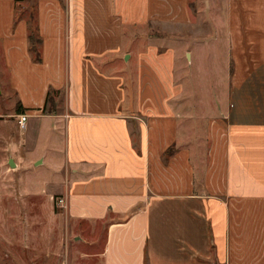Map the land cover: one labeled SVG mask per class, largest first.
I'll list each match as a JSON object with an SVG mask.
<instances>
[{
  "label": "crops",
  "instance_id": "obj_1",
  "mask_svg": "<svg viewBox=\"0 0 264 264\" xmlns=\"http://www.w3.org/2000/svg\"><path fill=\"white\" fill-rule=\"evenodd\" d=\"M25 2L0 0V60L19 96L15 106L23 108L0 111V127L19 129L2 136L0 168L6 162L18 174L46 171L38 174L41 187L31 178L18 182L25 213H32L28 204L43 203L41 251L70 264L72 235L90 248L79 258L89 255L96 264H264L259 55L230 54L225 98L195 101V89L187 91L178 75L174 49L159 53L149 43L134 65L131 52L117 54L122 28L109 0H37L41 59L35 61ZM138 2V15L128 14L125 25L193 24L188 0ZM235 7L231 2L230 11ZM108 41L112 47L100 45ZM167 54L170 83H150L147 60L161 67ZM114 56L125 64L115 72ZM49 90L65 91V98L47 101ZM57 195L63 211L54 210ZM84 225L89 239L75 232Z\"/></svg>",
  "mask_w": 264,
  "mask_h": 264
},
{
  "label": "rangeland",
  "instance_id": "obj_2",
  "mask_svg": "<svg viewBox=\"0 0 264 264\" xmlns=\"http://www.w3.org/2000/svg\"><path fill=\"white\" fill-rule=\"evenodd\" d=\"M36 1L27 0L24 3L26 11L24 16L28 20H32V16H35ZM123 2L122 0H109L110 13L120 19L119 24L122 28L121 40L123 44H120L117 54L131 52V65H134L136 57L146 51L149 43H154L158 47L159 53L174 49L177 54L178 75L183 79L187 91L195 89V95L192 98L195 101L216 100L222 102L221 100L225 98L230 83L229 62L232 58L230 54L239 52L258 54L261 59L259 62L264 61V0H188L193 24L178 26L176 29L169 25H125L123 21L128 14L138 15L139 2L138 0H130L129 3L125 2L124 4ZM231 2L238 6L232 11L229 9ZM17 11L20 13L19 10ZM97 13H99L98 18L102 20L103 12ZM100 45H111L112 47L113 43L108 41ZM187 50L191 53V58L186 55ZM106 54H116V52L111 51ZM113 61L116 64L114 72L116 69H120L121 65L123 67L125 65H123L122 59L116 56ZM231 62L233 63V58ZM172 63L171 54L166 55L164 65L161 67L157 60L153 58L147 60L149 75L147 81H150L151 78L150 83L162 86L170 83ZM261 66L264 67V63ZM9 82V72L7 73L3 69V63L0 60L1 113L11 111L17 113L23 109L21 104L15 106L19 96L9 89ZM53 98L62 102L65 98V91ZM18 133L19 129L13 123L0 127V152L4 147L2 136L6 134L18 135ZM41 172L46 173V171H30L18 174L9 169L6 162L0 168V264H61L62 258L58 259L59 254L51 252L48 256L41 251L44 236L41 229L37 228L39 227L37 219H40L39 215L44 210L43 203L28 204L33 208L32 213H25V203L18 197L19 179L31 178L37 187H41L37 179ZM59 197L62 196L52 197L55 211L64 210V207L57 205ZM101 228L99 226L96 232L98 233L97 237L102 239ZM75 232L83 234L87 239L90 237L89 226L84 225L83 228L78 226ZM69 238L68 258L71 260L70 264H96V260L89 255L79 258L80 252H90L87 243H81L82 240L73 241L72 235H69ZM64 256H67V252Z\"/></svg>",
  "mask_w": 264,
  "mask_h": 264
},
{
  "label": "trees",
  "instance_id": "obj_3",
  "mask_svg": "<svg viewBox=\"0 0 264 264\" xmlns=\"http://www.w3.org/2000/svg\"><path fill=\"white\" fill-rule=\"evenodd\" d=\"M32 20H29V28H28V34L27 38L29 41V50L32 53V57L35 61H40V44H41V38L37 33V26H36V20L35 16H32ZM58 91L56 90H49L47 92V101L51 100L53 103V97L57 95ZM52 96V97H51ZM54 108L50 107V110Z\"/></svg>",
  "mask_w": 264,
  "mask_h": 264
},
{
  "label": "built area",
  "instance_id": "obj_4",
  "mask_svg": "<svg viewBox=\"0 0 264 264\" xmlns=\"http://www.w3.org/2000/svg\"><path fill=\"white\" fill-rule=\"evenodd\" d=\"M26 119L27 115L26 114H19L18 117V124L21 128H24L26 126ZM57 204L60 205L61 207H65V200L63 197L57 198Z\"/></svg>",
  "mask_w": 264,
  "mask_h": 264
},
{
  "label": "water",
  "instance_id": "obj_5",
  "mask_svg": "<svg viewBox=\"0 0 264 264\" xmlns=\"http://www.w3.org/2000/svg\"><path fill=\"white\" fill-rule=\"evenodd\" d=\"M9 164H10L11 166L14 165V163H13V161H12L11 159L9 160Z\"/></svg>",
  "mask_w": 264,
  "mask_h": 264
}]
</instances>
